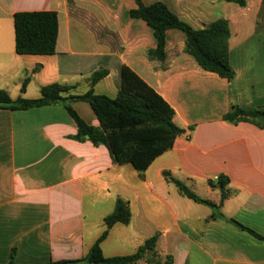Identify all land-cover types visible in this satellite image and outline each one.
Instances as JSON below:
<instances>
[{
	"label": "crops",
	"instance_id": "1",
	"mask_svg": "<svg viewBox=\"0 0 264 264\" xmlns=\"http://www.w3.org/2000/svg\"><path fill=\"white\" fill-rule=\"evenodd\" d=\"M156 1L197 29L227 19L234 77L203 69L177 28L167 31L165 60L151 57L157 40L146 21L130 15L135 0H0V89L13 100L38 98L54 82L72 86L66 95H82L99 69L108 74L94 92L115 97L127 65L172 106L184 130L142 177L132 164L115 163L106 145L74 138L66 104L98 126L88 101L0 107V264L85 257L119 197L132 216L110 229L101 243L106 256L132 254L158 234L161 262L264 264V127L224 119L234 104L264 107V0H142ZM21 11L58 13L54 54L17 53L14 15ZM165 172L215 204L182 194ZM221 176L229 181L224 200Z\"/></svg>",
	"mask_w": 264,
	"mask_h": 264
},
{
	"label": "trees",
	"instance_id": "2",
	"mask_svg": "<svg viewBox=\"0 0 264 264\" xmlns=\"http://www.w3.org/2000/svg\"><path fill=\"white\" fill-rule=\"evenodd\" d=\"M135 1L137 7L130 11V15L146 21L153 29L157 40L156 48L149 51L151 57L165 60L167 31L177 28L186 34L185 52L203 69L227 79L234 77L235 71L229 56L231 30L227 19L220 18L197 29L182 20L161 1L148 5L142 0ZM226 1L235 2L241 6L247 3V0ZM14 26L17 53L54 54L56 52L59 30L56 11L16 12ZM107 74V69L95 71L90 78V89L82 95H66L72 86L58 82L42 86L41 96L35 99L20 97L13 100L5 90L0 89V107L28 109L66 100L88 101L98 117L100 123L98 126L87 123L71 104H66L68 112L78 127L74 138L82 141L90 140L96 145H106L115 163H130L143 177L151 162L158 155L172 148L176 138L184 130L174 121L172 106L127 65L122 67V85L115 97L96 94L94 85ZM29 79L30 76L23 82V92ZM224 119L232 123L247 121L264 127V107L244 109L234 104L224 115ZM164 174L182 194L199 202L215 204L211 200L198 196L183 181L170 176V173ZM228 183V178L224 176L218 180L222 190V200L228 195ZM131 216L129 202L121 197L117 198L114 211L105 217L106 229L85 257L74 261H52L46 264H140L143 259L148 264H171L170 257L164 262L158 259L159 254L156 248L158 234L146 239L132 254L115 256L104 254L101 243L109 235L110 229L118 222L129 223ZM249 230L263 238L253 230ZM8 264L17 263L11 259Z\"/></svg>",
	"mask_w": 264,
	"mask_h": 264
}]
</instances>
